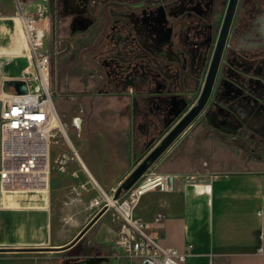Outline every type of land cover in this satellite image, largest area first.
I'll return each mask as SVG.
<instances>
[{"label":"rangeland","instance_id":"obj_1","mask_svg":"<svg viewBox=\"0 0 264 264\" xmlns=\"http://www.w3.org/2000/svg\"><path fill=\"white\" fill-rule=\"evenodd\" d=\"M47 1L57 3L54 17L50 10L44 13V7L37 16H29L35 19L37 30L41 29V34L37 31L41 41L37 53L49 56L48 86L61 122L75 148L87 157L93 156L94 148L98 151L106 145L110 131L111 144L116 152L124 151L125 157L122 160L116 153L112 167L120 164L129 167L123 180L195 104L203 88L227 0H214L212 13L203 18L196 14L193 0L187 1L184 12H176L180 0H76L74 4H67L68 0ZM256 1L264 18V0ZM12 5L15 13L22 10L19 0H0V13L13 11ZM171 11L176 15H171ZM77 15L82 17L75 22ZM198 21L206 26L202 38L195 37ZM207 35L210 40L206 43ZM237 40L231 32L205 107L148 170L192 173L215 164L224 166L229 161L246 159L249 156L243 152V145L250 151L264 148V127L248 129L247 117L237 119L232 112L248 114L237 110L246 108V104L236 109L232 104L255 100L250 106L255 109L251 116L264 115V89L256 86L258 82L264 83V74L256 71L264 63V50L253 57L255 64L245 71L240 58L237 64L232 62ZM191 46L198 52L196 62L188 52ZM180 54L185 57L187 69L182 70L178 87H173L170 94L164 89L148 96L147 85L120 83L134 64L154 69L161 81H165L163 69L179 67V62L172 59ZM199 61H202L200 69L195 70L193 67ZM164 97L172 98L174 108L170 116L167 113L161 120L158 115L163 108L153 107L152 100L162 106ZM257 101L259 105H255ZM158 109L160 112L156 113ZM149 117L155 127L150 128ZM75 118L87 119L81 134L73 127ZM71 149L66 134L58 129L51 146V174L56 182L51 185L50 193L62 204L71 193ZM118 186L104 188L115 194ZM80 251L81 246L77 253Z\"/></svg>","mask_w":264,"mask_h":264},{"label":"crops","instance_id":"obj_2","mask_svg":"<svg viewBox=\"0 0 264 264\" xmlns=\"http://www.w3.org/2000/svg\"><path fill=\"white\" fill-rule=\"evenodd\" d=\"M11 8L0 13V93L2 89L16 92L10 84L13 80L25 81L28 89L36 90L40 79L33 58L39 49L27 51L17 17L21 11L37 16L42 8L53 16L57 3L24 0L22 10L15 13ZM85 122L83 118L78 134ZM252 122L248 129L263 128L264 115ZM111 137L108 131L106 145L98 151L94 148L90 157L70 140L71 193L63 204L50 193L56 182L52 174L44 204H29L34 195L27 190L0 189V264H129L120 243L122 223L112 210L99 211L90 205L101 194L94 184L106 195H114L104 187L120 185L129 168L112 167L115 155L125 157L124 151L116 152ZM243 149L249 157L224 166L215 164L192 173L166 169L182 176L194 174L196 181L183 180L173 191L147 192L133 209V217L152 223L157 214H163V222L154 227L160 243L180 251L191 245L189 264H264V148L250 151L243 145ZM74 151L80 160L73 157ZM83 183L87 189L79 187ZM80 246L82 251L77 253Z\"/></svg>","mask_w":264,"mask_h":264},{"label":"built area","instance_id":"obj_3","mask_svg":"<svg viewBox=\"0 0 264 264\" xmlns=\"http://www.w3.org/2000/svg\"><path fill=\"white\" fill-rule=\"evenodd\" d=\"M19 3L22 9L23 2L19 0ZM21 18L33 48L39 47L41 41L37 34L35 19L25 15L23 11ZM36 62L40 73L49 71L47 54L36 53ZM0 100L2 101L0 189L48 191L51 178V146L56 131L62 129L56 123L59 114L49 86L45 85L43 80H39L38 89H29L26 93H10L2 89ZM77 119H80V123ZM74 124L80 131L81 118H75ZM73 153V157L79 159L77 153L75 151ZM81 167L85 168L82 163ZM73 174L77 176L76 171ZM183 180L195 182L196 175L182 176L147 170L133 186L123 190L118 198L106 195L99 185L94 184L101 194L93 197L90 205L99 211L112 210L122 223L120 243L126 251L129 264H189L187 257L191 245L188 246V250L180 251L160 243L154 227L163 222L165 218L163 214H157L152 223L136 219L132 215L133 209L144 194L154 190H176L180 188ZM79 187L87 189L85 183ZM260 251L263 252V249L260 248Z\"/></svg>","mask_w":264,"mask_h":264},{"label":"flooded vegetation","instance_id":"obj_4","mask_svg":"<svg viewBox=\"0 0 264 264\" xmlns=\"http://www.w3.org/2000/svg\"><path fill=\"white\" fill-rule=\"evenodd\" d=\"M75 1L76 0H68L67 4H74ZM187 1H190V0H180L176 12L186 11L187 9L185 8V5H186ZM193 2H194L193 8L195 9L196 14H198L202 18L207 17L208 15H210L212 13L213 5L215 3L214 0H193ZM229 3H230V0H227L226 9H225L224 16H223V19L221 22V26H220L219 31L217 33L215 43H214L213 53H212L210 64H209V67H208V70L206 73V77H207V74H208V71H209V68L211 65V61H212V58H213V55H214V52H215V49H216V46L218 43V39H219V36L221 33V29H222V26L224 23V19H225L226 13H227ZM73 6H75V5H73ZM169 13L171 15H174V16L176 15L175 11H171ZM236 16H238V19H236ZM77 17L78 18H76L75 22L77 20L79 21V18H81L82 16L77 15ZM200 20H202V19H200ZM203 24L204 23L202 21L199 22L198 27L195 30V37L199 36L202 38L203 33L206 31V26ZM167 26H168V28H170V23H168ZM208 27H210V26L208 25ZM231 32L233 33L234 38H236V37L238 38L237 45H236L237 49H235V51L237 53H236V57L232 60V62L237 64V62H238L237 60L240 58L241 62L243 63L242 69L246 71V70H248L247 68H250L251 66H253L252 64H255L253 61V57H257V54L260 52V50H264V18H263V15L260 14L259 5H258L256 0H242V1L237 0L234 16H233V19H232V22L230 25L226 44L224 46V50H223L222 57L220 60L218 72H219V69H220V66L222 63L223 55H224V52L226 50V45L228 43V39L230 37ZM209 40H210V36L207 35V39L205 40L206 43ZM194 48H192V46H191V48L189 47L188 52L191 54L190 58L196 62V60H197L196 54L198 52H195L196 49L194 50ZM253 54H255V55H253ZM203 60H204V57L202 58V61ZM172 61L179 62L180 66L179 67L178 66L173 67V68L171 66H169V69H167V71L165 69H163L162 74L166 79L165 81H161L162 77H160L158 73H155L154 69H149L148 66H147V68H144L143 66H140V65L137 66L134 64L131 67V71L128 73V75L121 78L122 81H120V83L122 84L124 81L125 85L131 84V85L135 86L136 84H139V83H141L143 85H147V88L150 90L148 96H152V94H154V92H156V91L162 92L164 89H168V91H169L168 94H170V91H172L173 87H178L179 80H180L179 76L182 73V70L185 71L187 69V65L185 64V57L182 54H180L177 59H172ZM202 61H199L197 63V65L194 66L193 68L195 70L200 69ZM259 62L261 63V61H259ZM192 64H193V62H192ZM259 65L260 66H258L256 71L261 73V74H264V63L259 64ZM165 68H166V66H165ZM189 68L192 69V66L189 65ZM123 72L124 71H122V73ZM218 72H217V76H218ZM217 76H216V78H217ZM206 77H205V81H206ZM205 81H204V84H205ZM215 81H216V79H215ZM204 84H203V87H204ZM259 85H261V86L259 87ZM256 86L258 88H260L261 90L264 89V83L258 82V84H256ZM202 90H203V88H202ZM202 90H201L195 104L185 113V115L198 104ZM168 96H170V95H168ZM165 100L166 101L168 100V102L165 103ZM162 101H163V103L161 106L159 101H155V99L152 100V106L153 107L159 106V108H163V110L161 111L162 114L158 115V117L161 118V120L166 118L167 113L170 116L171 111L174 108V105L172 104V101H173L172 98H171V100H169V97L168 98L164 97ZM254 101L255 100H252V101H249L248 103H244L245 101H242V102L239 101V102H235L234 104H232V105H234V109H236L238 106H242V105L246 104L247 105L246 108L242 109L240 107V109L238 108L237 110H243L244 112L245 111L249 112L248 114L244 113L245 114L244 115V114H240V113L237 114V113H235L236 110H232L234 118L240 119V117H241V120H245V118L247 117V119L249 120L247 126L252 125L253 124L252 120L258 119L262 115V114H257V115L251 116V112H253L255 109L251 108L250 106L252 104H254L253 103ZM255 105H259L258 101ZM150 110L153 111L152 108H150ZM156 111H157L156 113L160 112L159 109ZM148 120H149L148 123L150 122L149 123L150 128L155 127V122L150 117L148 118ZM248 120H246V121H248ZM254 127L258 128L256 126H254ZM258 129L260 130L261 128H258Z\"/></svg>","mask_w":264,"mask_h":264},{"label":"water","instance_id":"obj_5","mask_svg":"<svg viewBox=\"0 0 264 264\" xmlns=\"http://www.w3.org/2000/svg\"><path fill=\"white\" fill-rule=\"evenodd\" d=\"M237 0H230L218 43L211 61V65L206 77V81L199 99L198 104L191 109L164 137V139L153 149V151L128 175L117 187L114 197L118 198L123 190L129 189L137 180L150 168V166L161 156V154L171 145V143L180 135V133L192 122L198 113L204 108L215 83L220 60L226 44L230 25L234 16ZM14 86L17 93L28 92V86L25 81L13 80L10 83ZM2 109V101L0 100V116ZM1 118H0V167H1Z\"/></svg>","mask_w":264,"mask_h":264},{"label":"bare ground","instance_id":"obj_6","mask_svg":"<svg viewBox=\"0 0 264 264\" xmlns=\"http://www.w3.org/2000/svg\"><path fill=\"white\" fill-rule=\"evenodd\" d=\"M17 22H18L19 30H20L21 37H22V40H23V45L25 46V48L27 49V51H30V49L33 50V46H32V43H31V39L26 34V32H24L23 22H22V18L20 16L17 17ZM38 30H39L38 31V34H41V29H38ZM48 75H49V71H45L43 74L38 71L37 78H39L40 81L43 80L44 83H45V85L48 86L49 85ZM77 120H78V123H80V119H77ZM56 123L62 127V130L66 134V137H67L68 142L71 144V142H70L71 138L66 133L65 128H64V126H63V124L61 122V119L59 117H57ZM50 183H51V181H50ZM3 189H5V188H3ZM27 191H28V193H32L34 195V199L30 200L28 202L29 204H44V203H47L48 196H49V191H33V190H27Z\"/></svg>","mask_w":264,"mask_h":264}]
</instances>
